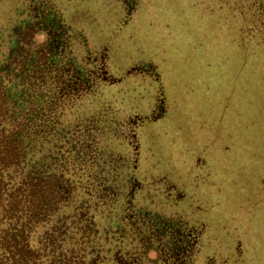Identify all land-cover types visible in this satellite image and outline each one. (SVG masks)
<instances>
[{"label": "rangeland", "instance_id": "rangeland-1", "mask_svg": "<svg viewBox=\"0 0 264 264\" xmlns=\"http://www.w3.org/2000/svg\"><path fill=\"white\" fill-rule=\"evenodd\" d=\"M54 2L113 76L87 100L102 161L139 181L137 203L207 224L195 264H264V43L241 4L233 21L229 0Z\"/></svg>", "mask_w": 264, "mask_h": 264}, {"label": "trees", "instance_id": "trees-1", "mask_svg": "<svg viewBox=\"0 0 264 264\" xmlns=\"http://www.w3.org/2000/svg\"><path fill=\"white\" fill-rule=\"evenodd\" d=\"M20 1L0 24V264H195L207 224L137 203L139 181L102 161L87 100L114 80L85 30L55 0ZM235 1L264 43V0Z\"/></svg>", "mask_w": 264, "mask_h": 264}]
</instances>
